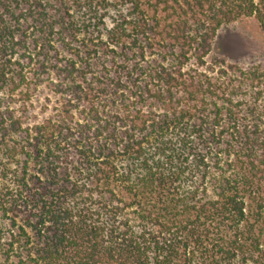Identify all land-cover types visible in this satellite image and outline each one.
<instances>
[{"label":"trees","instance_id":"1","mask_svg":"<svg viewBox=\"0 0 264 264\" xmlns=\"http://www.w3.org/2000/svg\"><path fill=\"white\" fill-rule=\"evenodd\" d=\"M242 19L0 0V264H264V66L213 51Z\"/></svg>","mask_w":264,"mask_h":264},{"label":"rangeland","instance_id":"2","mask_svg":"<svg viewBox=\"0 0 264 264\" xmlns=\"http://www.w3.org/2000/svg\"><path fill=\"white\" fill-rule=\"evenodd\" d=\"M213 51L229 63L264 66V34L253 20L242 19L218 30ZM40 103L35 104L33 115L40 111Z\"/></svg>","mask_w":264,"mask_h":264}]
</instances>
